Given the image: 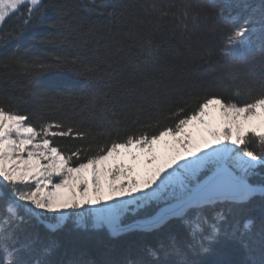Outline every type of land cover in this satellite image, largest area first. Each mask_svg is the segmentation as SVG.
<instances>
[{
  "label": "snow or ice",
  "instance_id": "snow-or-ice-1",
  "mask_svg": "<svg viewBox=\"0 0 264 264\" xmlns=\"http://www.w3.org/2000/svg\"><path fill=\"white\" fill-rule=\"evenodd\" d=\"M42 3L0 0V26L21 8L27 13L25 25H30ZM172 7L178 11H170ZM205 7L215 10L213 19L230 25L220 54L226 62H239L246 69L243 74L232 71L233 81H239L234 95L240 97L246 88L257 93L250 100L194 96L189 91L181 106L162 113L159 97L161 89L168 87L164 81L182 72L181 64L162 73L154 87L152 81L137 80L135 74L115 72L107 82L102 77L100 84L86 82L66 96L56 85L37 84L31 78L80 67L81 75L91 80L105 71L107 61L87 60L59 48L38 56L19 46L0 58V79L9 85L0 101V264H264V0L258 4L255 0H206V4L188 0L166 7L136 0H80L81 11L106 20L109 33L115 30L139 41L136 59L153 63L169 41L156 42L154 30L114 29L126 23L124 9L151 10L158 23L172 16L179 21L176 27H183L185 40L207 45L201 36L209 19L201 15ZM71 15L61 9L50 27L65 24L64 17ZM42 24L43 20L37 26ZM63 35L37 32L33 39L57 46ZM79 47L87 48L88 42ZM13 75L29 78L32 111L47 109L65 117L82 101L94 108L100 99L111 104L116 116L117 109L128 107L129 97L152 87L150 95L156 103L148 109L136 104L134 113L138 118L139 113L154 111L155 119L135 132L115 136L107 129L85 126L83 118L35 124L31 112L19 107ZM92 89L98 91L90 94ZM193 101L195 107H190ZM129 115L124 113L116 123ZM98 136H108V141L95 151L91 143L69 149L55 142L57 137L95 141ZM253 139L259 152L249 147ZM127 213L141 218L125 224L122 217ZM69 220L77 228L107 225L112 237L139 230L150 239L93 252L79 234L61 237Z\"/></svg>",
  "mask_w": 264,
  "mask_h": 264
},
{
  "label": "trees",
  "instance_id": "trees-1",
  "mask_svg": "<svg viewBox=\"0 0 264 264\" xmlns=\"http://www.w3.org/2000/svg\"><path fill=\"white\" fill-rule=\"evenodd\" d=\"M121 2L129 3L130 0H121ZM136 2L144 3L146 6L157 3L162 7H166L168 5L181 6L187 3L188 0H136ZM201 2L206 4V0H201ZM255 2L258 4L259 0H255ZM61 9L70 10L72 15L64 17L65 24H57L56 28H51V24L57 21V18L61 15ZM169 10L176 12L178 7H172ZM124 11L127 16L126 23L114 26V29L120 27L126 31L154 30L156 42L169 41V45L161 50L158 62L145 61L143 58L136 59L134 53L139 48V41L125 38L122 32L116 34L115 30L109 33L107 27H105L106 20L97 18L95 14L81 11L80 0H43L42 6L34 13L32 23L27 26L24 22L27 13L23 8L15 14H10L3 25L0 26V58L19 46L22 49H31L38 56H47L48 52L59 48L60 51L66 54L79 55L87 60L107 61L103 65L105 71L91 80L88 76L81 75L83 69L80 67L77 70L54 69L31 78L37 84L49 83L56 85V90L66 96L79 91L80 86L86 82L100 84L101 77L103 82H107L114 76L115 72H120L123 76L135 74L137 80L147 79L152 81V87H154L155 82L162 79V73L167 74L168 69L173 64H181L183 65V71L172 76L170 80L164 81L168 87L161 89L159 97L162 113H169L174 111L176 107L181 106L184 100L187 99L189 91H192L194 96L219 94L225 99L240 100H250L252 96L257 94L256 92L249 93L245 88L240 97L234 95L235 85L239 81H233L232 71L239 70L243 74L246 69L239 62H226L220 54L223 35L228 31L230 25L213 19L211 13L215 11L214 9L205 7L204 12L201 13L202 16L205 14L209 16L206 22L207 30L201 34L202 40L208 41L207 45L192 44L185 40L181 36L183 27L177 28L176 25L179 21L172 16L162 18L158 23L155 14L151 13V10L145 12L143 9L136 8L124 9ZM192 11L193 9H189L190 15ZM72 17H75V19ZM41 20H43V24L37 26ZM141 21H143L142 24ZM201 22L205 23L203 20ZM47 31H60L64 34L57 46L42 45L38 38L33 39V34L37 32L45 34ZM83 41L88 42L87 48L79 47ZM97 47L99 48L98 53L94 51ZM118 48L121 51L117 52ZM209 50L212 53L210 57L207 54ZM259 59V54H256V60L259 61ZM109 64L111 68L108 67ZM12 79L17 83L15 96L20 98L18 101L19 107L31 112V119L35 124L56 119H69L73 122H79L83 118L85 126L91 127L94 131L107 129L115 136L117 133L126 135L129 132H135L155 119L154 111L149 110L139 113L138 118L137 114L134 113L136 104L142 103L148 109L151 104L156 103V99L150 95L152 87L141 88L135 97H129L128 107L117 109L116 116L112 115L111 104L100 99L94 108L90 105L85 107V102L82 101L80 106L74 111L70 110L65 117L64 114L47 109L32 111L35 105L29 78L23 75H13ZM113 83H115V80H113ZM8 86L5 80L0 79V101L4 99L2 94L8 89ZM97 91L98 89H92L90 94L94 95ZM190 107H195L194 101L191 102ZM124 113H129V118L117 124V119H120ZM167 123H172V121L169 120ZM149 131H155V129H149ZM107 141L108 136H98L95 141L61 137L55 139L57 144L69 149L91 143L93 151H95L97 145ZM249 147L257 152L260 151L256 141H252ZM253 179L258 178L253 177ZM140 218L131 213H127L122 217L125 224L131 223L133 219ZM40 231L42 232L43 229L41 228ZM70 234H79L84 237L87 241V248L93 252L104 247L121 249L129 243L150 239V237L141 236L139 230L123 233L120 237H112L106 229L77 228L67 221L60 235L66 237Z\"/></svg>",
  "mask_w": 264,
  "mask_h": 264
},
{
  "label": "rangeland",
  "instance_id": "rangeland-1",
  "mask_svg": "<svg viewBox=\"0 0 264 264\" xmlns=\"http://www.w3.org/2000/svg\"><path fill=\"white\" fill-rule=\"evenodd\" d=\"M252 141H255L254 139L252 140ZM80 211H85V209H81ZM132 214V213H131ZM67 222V221H66ZM68 222H70V223H72V224H74V222L72 221V220H69ZM75 225V224H74ZM92 228V229H106V230H108L109 231V229H108V227H107V225H103V226H100V227H93L90 223L87 225V226H85V227H81L82 229L83 228Z\"/></svg>",
  "mask_w": 264,
  "mask_h": 264
}]
</instances>
